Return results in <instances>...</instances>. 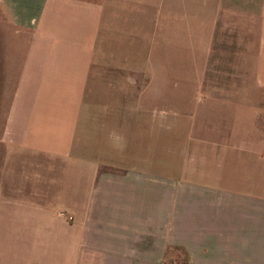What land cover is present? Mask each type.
Listing matches in <instances>:
<instances>
[{
	"label": "crops",
	"instance_id": "0c3cea01",
	"mask_svg": "<svg viewBox=\"0 0 264 264\" xmlns=\"http://www.w3.org/2000/svg\"><path fill=\"white\" fill-rule=\"evenodd\" d=\"M163 2V12L168 6L182 12L176 0ZM0 6L14 31L27 36L24 44L0 43V228L7 244H16L19 264L24 245L69 264H166L171 250L181 251L184 264H264V0L190 2L192 81L201 91L211 68L208 82L226 86L222 96L209 97L215 104L235 99L245 117L199 123L194 109L187 147L223 148L224 157L182 161L178 177L159 168L162 158L136 156L142 153L135 131L143 132L146 143L138 148L147 152L152 126L137 123L147 111L130 104L134 92L119 94L121 86L134 91L135 78L125 75L134 68H123L125 79L108 70L115 77L96 88L98 4L0 0ZM99 98L113 102L104 109ZM221 110L233 115L232 107ZM115 132L120 146L112 144ZM222 162L223 187L209 181Z\"/></svg>",
	"mask_w": 264,
	"mask_h": 264
},
{
	"label": "rangeland",
	"instance_id": "374dc122",
	"mask_svg": "<svg viewBox=\"0 0 264 264\" xmlns=\"http://www.w3.org/2000/svg\"><path fill=\"white\" fill-rule=\"evenodd\" d=\"M78 1L98 4L102 8L98 38L92 52V64L94 66L91 67V74H93L91 77L98 78L94 82L97 83L96 88L99 87V83L103 82L102 79L107 81V78L110 79L112 75L115 77L116 74H110L108 70H114V73L118 70L119 76L123 79H125L123 68L129 65L130 70L132 68L135 70L125 73V75L130 74L131 77L135 78L134 91L130 90L127 93V89L121 86L119 94H133L134 92V98L130 100V104L134 103L138 110L147 111L144 116L145 121L141 120L137 123L146 122V125L152 126L151 150L147 152H143V148H138V144L146 143L141 137L143 132L140 134V132L135 131L137 135L134 138V142L137 144L136 151L142 153L136 156H144L156 161V158H162L163 164L159 168L162 167L163 172L176 177L181 175L182 161L190 163L194 158L209 155L217 158L224 157L223 148L201 145L187 147L191 145L192 136L195 134L194 130L189 127L193 121L192 112L194 109L199 111L197 113L199 123L210 122L215 125H222L227 124L229 118L232 117V123L236 124L243 122L245 117L243 114H238L237 110L234 109L239 107L238 104L234 103L235 99H231V103L228 105L227 100H223V97L220 100H215L217 104L209 97V94H215L217 97L218 95L222 96V89L226 86L223 82H208V80H212L211 77L214 74L211 68H205L204 82L200 84L201 91L197 90V83L192 81L194 71L191 66L193 27L190 12H188L191 0H176L178 2L177 9L181 7L182 10L180 15L175 13L176 7L170 8L168 6V12H163L161 10L162 0ZM165 1L175 2V0H164L163 6ZM13 31L14 28L6 21L0 6V43L7 41L9 45L27 43V38H25L27 36L24 37L14 31L15 34ZM175 61L179 67H173ZM102 63L104 66L108 65L109 69L104 70L100 66ZM208 72H211V75H208ZM232 84L230 86H233ZM210 85H212L211 89L209 88ZM217 87L220 89L214 90ZM101 95L104 96V94ZM197 99L204 101L199 103ZM236 101L239 102V100ZM111 102H113L112 99L99 98L97 100L98 105L104 109L110 107ZM121 103L122 100H120ZM226 107L233 108L232 116L218 114L219 109L223 111ZM210 109L217 111V113L207 115L206 113ZM252 119L254 123H259L258 116L254 113ZM203 133L206 134V132L200 131L197 135L204 137ZM160 134L166 136V139L163 137V140L160 141L158 138ZM122 143L123 140L115 132L112 144L120 146ZM130 143L131 140H129ZM160 143L162 145H159ZM127 150L132 152V148H127ZM223 170L224 163L222 162L221 167H217L216 177L212 176L209 179L210 183L214 182L215 185L223 187ZM235 188L241 189L240 186H235ZM18 250L20 249L18 248ZM15 251L16 244H7L3 228H0V264H19L20 259L16 258ZM24 253L26 257L23 258V264H69V260L64 258H55L50 261L43 255H38V252L30 253L25 245ZM184 258L181 251L171 250L163 261L166 264H184ZM70 264L72 263L70 262Z\"/></svg>",
	"mask_w": 264,
	"mask_h": 264
},
{
	"label": "built area",
	"instance_id": "2783aa9c",
	"mask_svg": "<svg viewBox=\"0 0 264 264\" xmlns=\"http://www.w3.org/2000/svg\"><path fill=\"white\" fill-rule=\"evenodd\" d=\"M68 219H69V217H68Z\"/></svg>",
	"mask_w": 264,
	"mask_h": 264
}]
</instances>
